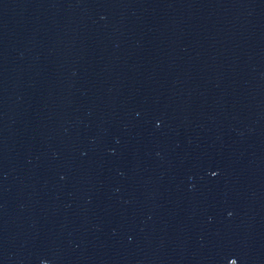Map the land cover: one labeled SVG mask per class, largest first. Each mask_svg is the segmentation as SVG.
<instances>
[{
	"label": "water",
	"instance_id": "water-1",
	"mask_svg": "<svg viewBox=\"0 0 264 264\" xmlns=\"http://www.w3.org/2000/svg\"><path fill=\"white\" fill-rule=\"evenodd\" d=\"M98 264H264V0H91Z\"/></svg>",
	"mask_w": 264,
	"mask_h": 264
}]
</instances>
